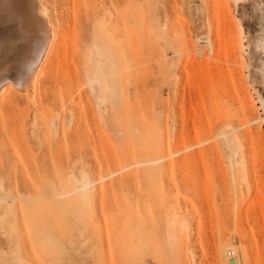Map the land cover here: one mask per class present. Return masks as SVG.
Segmentation results:
<instances>
[{
  "label": "rangeland",
  "instance_id": "374dc122",
  "mask_svg": "<svg viewBox=\"0 0 264 264\" xmlns=\"http://www.w3.org/2000/svg\"><path fill=\"white\" fill-rule=\"evenodd\" d=\"M42 2L54 35L35 101L15 89L0 101V213L13 207L0 264H174L144 226L163 229L161 217L175 219L181 264H224L228 239L242 264H264V0ZM5 4L11 50L23 37ZM88 47L104 102L84 76ZM72 115L88 123L75 142ZM221 132L236 133L248 168L237 190Z\"/></svg>",
  "mask_w": 264,
  "mask_h": 264
},
{
  "label": "bare ground",
  "instance_id": "6f19581e",
  "mask_svg": "<svg viewBox=\"0 0 264 264\" xmlns=\"http://www.w3.org/2000/svg\"><path fill=\"white\" fill-rule=\"evenodd\" d=\"M0 1L7 2V4H5L2 7V11L6 13V16L15 17L17 21H19V27L21 31L20 34L23 37L18 44L13 43L11 50L9 48L5 49L4 45L0 46V101H2L3 99H7V97L10 94V91L12 89H15L19 92L25 93L29 97V99H31L34 102L36 98V94H37V85H38L37 83L39 81V73L41 72V68L43 67V64L46 63V59L49 55L51 44L53 41V35H54L53 25L49 21L47 9L44 3L42 2V0H0ZM71 13H73L72 9L70 10L69 14ZM70 18L71 17L69 16L67 17V19L69 20ZM71 20H73V18ZM68 23L69 21L66 20L65 24H68ZM73 23L71 21L70 25L72 26V28L70 27L71 28L70 30L74 29L73 28L74 25H72ZM64 35H67V34H64ZM206 46L208 47L211 46L209 39L207 41ZM92 50H93V47H91V49L90 47L87 48L89 58H88V66L86 67L84 71L85 72L84 76L87 79V84L91 88V90H94V87L96 85L97 100L104 102L107 99V94H109L111 90L109 88V84L106 81V79L103 78V76L101 77L100 74H95L96 69L94 70L93 68L94 65L91 64L92 59L90 58V55L92 54ZM74 73H76V71H74ZM72 116H70L69 127L72 128L71 141L75 142L77 140L76 133H78L79 131L81 135L82 134L85 135V133L87 135L86 127L88 123H87V120L84 119V122L85 121L86 122L84 124L82 123L83 129L79 125L73 126L75 122L74 121L75 117L74 116L72 117ZM233 133L236 134L235 132ZM233 133L230 132L228 135H226L225 132H221L220 134L221 138L224 141L226 140L227 148L229 150L231 149L230 148L231 141L236 146H238V144L240 143L238 142L239 138H237V136H235ZM228 138L230 140H228ZM169 156H170L169 152H167L164 157L169 158ZM182 158H185V157L183 156ZM61 160L62 159H60L59 161ZM156 161L157 160H155V163H157ZM227 161L229 164V171L231 173L230 178H231L232 186L236 188L234 190H237L238 183L236 181L237 179L236 176L241 173L242 179H244V177L247 175V172H248V168H247L246 163L244 162L243 156L241 154V150H237V149L230 150V154L227 157ZM156 170L160 172V168ZM81 178L83 180L82 188L84 192L81 193L80 196L82 198L88 199V201L90 202V192L88 190V185L90 184V182L88 181V177L85 174H82ZM69 179L72 180L74 179V177L70 176ZM157 183H160V180ZM98 189L100 191V187ZM161 190H163V187H161ZM173 191H176V190L173 188ZM56 196L59 200L58 209L62 210L63 214H66V204L63 198V194L57 193ZM161 199L163 200V197H161ZM180 201L183 204L187 203V200L185 198L183 199L180 198ZM181 202H179V200L176 199L177 206H179ZM163 206H164V203H162V207ZM12 213H13V207L11 206V204L7 203L6 208L3 209V211L0 213V225H2L5 222L6 217L8 215H11ZM182 216H183V220L180 223V228L187 232L190 229L189 220L187 216L185 217L184 214ZM160 219L163 224L162 226L163 229H159L158 226L156 225L154 227V230H152L143 221L144 226L148 230V237L149 239H152L154 234H156L161 239L160 242H164V247L169 249L170 257H171V260H173L174 264H181L180 246L177 244V240L175 241L173 240L174 234L176 233L175 219L171 217H169L168 220L166 218L164 219L163 217H161ZM143 245L144 244L142 243L141 246ZM220 253L223 259L222 262L224 264H228L229 260H233L234 264H242L240 249L239 247L234 245L231 240L228 239V240L221 241ZM189 254L193 260V254L191 253V251H189ZM148 259L151 260L153 264H156L153 259H150L148 257L144 259L141 258L140 263L150 264L148 261H146ZM15 264H21V263L19 261H16Z\"/></svg>",
  "mask_w": 264,
  "mask_h": 264
}]
</instances>
